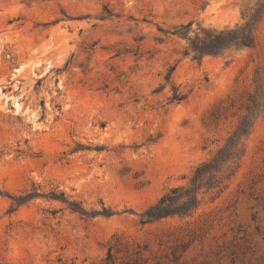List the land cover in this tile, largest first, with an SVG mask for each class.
<instances>
[{
  "label": "rangeland",
  "instance_id": "obj_1",
  "mask_svg": "<svg viewBox=\"0 0 264 264\" xmlns=\"http://www.w3.org/2000/svg\"><path fill=\"white\" fill-rule=\"evenodd\" d=\"M255 1L0 0V264H264V13L252 47L199 61L172 34L234 27ZM255 90L233 173L142 222L190 186Z\"/></svg>",
  "mask_w": 264,
  "mask_h": 264
},
{
  "label": "trees",
  "instance_id": "obj_2",
  "mask_svg": "<svg viewBox=\"0 0 264 264\" xmlns=\"http://www.w3.org/2000/svg\"><path fill=\"white\" fill-rule=\"evenodd\" d=\"M264 13V0L247 2L241 11L242 22L234 27L217 29L214 27H204L196 23L192 28L193 21L180 24L174 28L172 34L185 39L186 46L182 54L191 56L194 60H200L204 55L222 54L227 50L239 51L243 48L252 47L254 44V30ZM173 68H170L165 80L168 81ZM261 93L257 90L250 95L246 113L240 119L234 131L226 138L224 144L206 162L197 166L190 179V186L185 189L181 196H177L178 189L173 188L170 192L161 197L154 205L141 214V221L148 222L167 216L169 214H181L193 209L198 203V192L200 190H213L219 188L234 171L237 161L243 153V141L248 135L253 121L263 106L258 100ZM184 98V94L173 87V94L170 102H179ZM261 98V97H260ZM185 198L182 205L177 202ZM72 210L81 215L88 216L79 204L72 203ZM95 213V212H93ZM98 214L109 215V209L102 208ZM110 259V255L107 256Z\"/></svg>",
  "mask_w": 264,
  "mask_h": 264
}]
</instances>
